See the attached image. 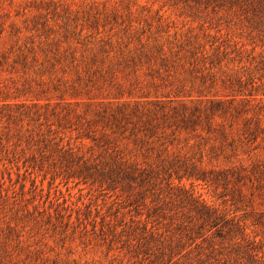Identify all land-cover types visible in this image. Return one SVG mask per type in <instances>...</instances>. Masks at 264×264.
I'll return each instance as SVG.
<instances>
[{"label": "rangeland", "instance_id": "1", "mask_svg": "<svg viewBox=\"0 0 264 264\" xmlns=\"http://www.w3.org/2000/svg\"><path fill=\"white\" fill-rule=\"evenodd\" d=\"M124 105L202 126L165 153L172 129L97 116ZM0 264H264V27L175 0H0Z\"/></svg>", "mask_w": 264, "mask_h": 264}, {"label": "trees", "instance_id": "2", "mask_svg": "<svg viewBox=\"0 0 264 264\" xmlns=\"http://www.w3.org/2000/svg\"><path fill=\"white\" fill-rule=\"evenodd\" d=\"M175 1L178 3H182L184 5H188L190 7H192L193 5L199 7L203 6L206 9L212 8L214 12L223 11V10H226L228 12L238 11L243 16H245L247 21L251 23L256 30L264 27V0H175ZM221 106H222L221 102H213L211 104V107L207 109L205 113L209 111L210 114L215 115V113L220 111ZM70 114L71 113L68 112L61 119L71 120ZM210 114L206 113L205 115V120L207 123V127L209 128V132H211L210 125L213 120V117ZM139 115L140 114L137 107L129 110L127 105H124L121 108L110 112L109 114L106 113V110L97 114L98 118L101 121H105L107 123L106 124L107 126L112 125L117 128H122L124 127V125L132 124L133 121L135 122L136 118H139ZM166 117L167 115H163V117L161 118L163 120V123L161 124L157 122L159 121V116L157 115L155 116V119L148 118L144 122H138L137 124L135 122V124L136 126H138V128H140L138 130L139 133H143L145 137L152 139L156 137L157 132L159 130H165L167 128L172 129L171 136L173 138H171V140L170 139L167 140L166 138L163 139V141L160 139L157 140L158 142H161L160 145L161 147L164 148L162 149V151L168 153L169 146L170 145L173 146L175 144L174 142H177V138H176L177 132L188 131V130L196 131L199 126L200 127L202 126L201 122H202L203 114H201V111L197 109L195 112L191 114L176 112L173 116L169 118ZM139 123H141L142 125L141 126L138 125ZM91 126L92 124L90 122H87L88 129H90ZM135 129L136 128H134L133 131ZM165 132L166 131H164L163 133ZM174 161H176L175 164H179L180 162H182L180 168L184 169V176L187 177L188 179L200 180L205 178L204 177L205 172L200 170L196 166V164L190 163V159H188L187 157H184L183 161H181L180 159ZM119 165L123 167V171L125 172L126 177L128 175L130 176V173L133 174L132 168L127 164V162H121ZM144 179L147 178L144 177Z\"/></svg>", "mask_w": 264, "mask_h": 264}]
</instances>
